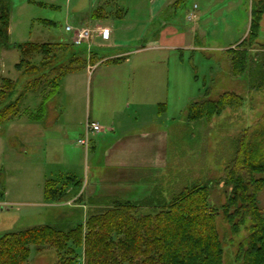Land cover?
I'll list each match as a JSON object with an SVG mask.
<instances>
[{
  "label": "rangeland",
  "instance_id": "rangeland-1",
  "mask_svg": "<svg viewBox=\"0 0 264 264\" xmlns=\"http://www.w3.org/2000/svg\"><path fill=\"white\" fill-rule=\"evenodd\" d=\"M11 4L10 42L13 45L0 51V89L2 79L16 82L19 90L14 91L15 97V93L33 79L18 68L23 60L18 45L28 42H64L69 46V51L49 58L51 68H59L61 62L68 63L72 55V34L66 31L67 26L91 30H95L97 25L109 26L113 31L111 43L114 47L103 48L98 44L101 42L98 37L94 38L91 47H78L83 50L81 53L87 59V67L93 70L73 74L71 78L77 81L70 85V91L65 93L60 90L48 98L46 108L52 105L57 111L66 110L71 120L74 112L82 113L81 117L86 121L88 115H96L109 104V95H113L111 105L114 109L124 108L126 103L131 106V111L139 109L132 98L140 91L142 96L152 102L151 105L158 101L165 104L167 112L162 115L160 122L168 125L171 140L168 165L162 172L166 179L156 180L153 174L150 183H145L146 188L153 194L163 191L170 199L188 185L208 183L212 191L211 210L218 212L216 223L224 249V264H240L237 262L239 246L249 236L250 222L241 229L239 235L233 234L222 208L231 189L226 188L224 183L218 186L217 182L223 179L243 131L257 124L264 116V20L260 37L254 45L246 47L248 57L251 56L252 60L243 73L232 71L226 54L227 49H236L248 34L251 0H11ZM94 14L100 18H95ZM162 31L167 35L160 40ZM156 46L162 48L154 49ZM98 52L107 58L115 53H123L131 61L128 64L127 59H122L121 65L124 66L108 69L107 62L119 61L120 58H100ZM95 57L99 61L92 65L91 61ZM30 61L39 65L43 56L36 54ZM97 77H114L122 83L121 80L126 79L128 83L125 86L117 84L108 90L100 89L96 84ZM225 93L241 96L242 107L237 111L227 109L210 119L189 120V108L193 104L199 103L200 108L209 101H217ZM39 95L26 96L21 117L35 116L42 102ZM153 108L156 111V107ZM149 122L152 126L156 124L152 120ZM69 127L64 128L69 130ZM5 128L1 126L0 130ZM57 130L65 132L62 127ZM20 135L16 131L8 134V140L12 136L19 144L0 162V170L3 168L0 171V191L3 185L8 190L5 200L0 198V236L64 219L62 214L42 206L44 194L40 190L41 179L47 173L58 174L64 156L78 154L76 148L82 149L84 153L82 164L76 166L83 181L81 188H78L70 180L66 188L79 191L88 182L95 184L99 181L95 178L100 173L93 165V153L90 150L86 152L85 147L79 145V139L84 134L72 143L69 140L60 143L51 140V145L56 147L52 152L35 147L39 144L38 140H19ZM94 136L90 135V141ZM71 148L74 153L70 151ZM54 162L55 165H51L48 172L45 170L41 174V168ZM257 177L264 179V173ZM101 182L113 184L104 180ZM95 186L91 187L92 193H95ZM70 196L67 193L68 199ZM102 199L104 206L129 201L127 195ZM258 203L264 213V188ZM152 211L148 208L142 213ZM89 213L95 214L96 211ZM82 217L84 220L78 211L75 215L78 221L64 224L68 227L66 229L77 226ZM59 225L54 224V227ZM31 250L28 264H56L58 260L57 252L49 247L41 251L32 247ZM78 260L80 264H85L82 250L78 251Z\"/></svg>",
  "mask_w": 264,
  "mask_h": 264
},
{
  "label": "trees",
  "instance_id": "trees-1",
  "mask_svg": "<svg viewBox=\"0 0 264 264\" xmlns=\"http://www.w3.org/2000/svg\"><path fill=\"white\" fill-rule=\"evenodd\" d=\"M11 17V0H0V51L13 45L9 32ZM263 20L264 0H251L248 34L236 49L232 47L226 52L234 73L241 74L249 67L252 57H248L246 47L254 45L260 37ZM67 46L64 42L18 45L23 55L18 68L33 79L26 82L15 97L17 83L2 79L0 127L19 115L28 94L50 87V95H54L61 90L67 75L87 68L82 48L74 45L68 63L61 62L59 68H51L49 58L69 51ZM36 54L43 56L39 65L30 61ZM98 61V57L93 58L92 65ZM112 62L116 61L107 63ZM242 105L241 96L225 93L217 101H209L200 108L199 103L193 104L189 108V120L210 119L227 109L237 111ZM263 173L264 116L243 131L223 179L217 182L218 186L224 183L231 189L222 208L233 234L239 235L250 222L249 236L239 246L237 262L240 264H264V213L258 203L264 179L257 177ZM70 180L81 188L82 181L73 177L66 182L65 179H48L45 182L46 202L66 201L69 189L66 186ZM211 193L208 183L196 182L174 193L166 202H154V199L147 202L145 206L153 210L148 214L142 213L144 204L116 202L97 208L85 224L69 230L61 224L7 233L0 236V264H28L32 247L38 251L46 247L55 250L58 254L56 264H80V250L85 264H224V249L216 223L218 212L211 210ZM3 197L1 190L0 198Z\"/></svg>",
  "mask_w": 264,
  "mask_h": 264
},
{
  "label": "crops",
  "instance_id": "crops-1",
  "mask_svg": "<svg viewBox=\"0 0 264 264\" xmlns=\"http://www.w3.org/2000/svg\"><path fill=\"white\" fill-rule=\"evenodd\" d=\"M93 16L95 18H100L95 14ZM96 27V29L107 27L110 28L107 25H97ZM11 31L10 25V36ZM171 34L173 33L171 32ZM166 35L167 34L162 31L159 39L163 40ZM98 38L101 41L98 44L103 48L114 47L111 43L113 39L112 29L111 39L109 41H104L101 37ZM161 48L162 47L160 46H156L154 49ZM98 53L97 54L100 58H120L119 61L107 63L108 69L124 66L121 65V63H123L122 59H127L126 55H122L123 53H115L109 58L103 56L100 52ZM130 61L131 60L127 59L128 64ZM87 70L92 71L93 68L91 69L90 67H87L86 69L76 73L80 74L83 73V71L87 72ZM76 73L69 74L63 79L61 90H63L65 93H68V91H70V85L77 81V79L71 78L72 75ZM108 74H111V72ZM114 77H107L104 79H99L97 77L96 84H98L100 89L107 88L108 90V88L111 89L117 84H123V86H125L126 83H128L126 79L121 80L123 81L122 83ZM50 92L51 88L48 87L47 89L41 90L39 93H30L35 95L41 94L38 97L42 99V102L36 111L37 113L34 114L35 116L32 115L23 118L21 117L22 112H20L16 118L2 125L6 128L5 130H0V162L7 158L8 152L11 151V149L16 150L19 144V141L13 140L12 136H10V140L7 139V137L9 138L8 134L11 135L15 131L21 133V138H19V140H38L39 144L35 145V147L44 150L47 149L52 152V150L56 149V147L51 145V140H58L59 143L67 140H69L71 143L73 141L75 142V140H78L83 134H85L87 122H95L101 126V130L98 133H94L95 136L91 138L89 146L87 148L85 147V149L87 150L86 152L90 150V152L93 153V165L100 174L98 177H95L96 179H99V181L95 182V184L94 182H88L85 185L83 182V185L85 186L79 191L69 188L67 193L71 195L70 199L58 203H47L45 200V182L48 179H65L66 182L69 177H73L78 181H83L76 170V166H80L83 162V150L76 148V150L79 152L78 154H75L71 148L70 151H72L74 154L70 156H64V162H60L61 171H59L58 174L50 173L49 175L47 173V175H43L40 187V190L42 189V193L44 194V203L42 206L50 209L51 212H55L59 215L62 214L64 219L55 223H47L41 226L75 223L78 221L77 218H75V215L78 213V211L85 218L83 220L82 217L81 222L79 221V224H84L87 217L90 215V211L95 212L97 208L109 206L103 205V197L127 195L129 202L138 206H143V204L145 206V202H149L153 199L154 202L156 200L159 202L160 200L164 202L168 200L166 195L163 194V191L159 192L160 194H153L148 191L149 188H146L147 186L145 185L147 181L150 183L151 175L153 174L155 175L156 180H161L163 178L162 181H164L166 179L164 178L162 172L167 168L166 165H168L170 156L168 154V149L171 140L169 138L168 125H164L160 122L162 121V115L167 112V107H165V104L161 103V101H158L157 103L155 102V104L151 105L152 102L146 99L145 96H142L140 91L137 96L134 95V99L132 98V101L134 104L137 103L136 106L139 109L135 108L134 111H131V106L127 105V103L124 108L114 109L111 105V98L113 95H109L107 97L109 104L104 106L102 111L98 112L96 115H88L86 122L83 121V118L81 117L82 113L78 114L74 112L73 118L71 120L70 115L66 114V110L57 111L52 107V105H49L48 108H46V103L49 102L48 98L53 96L50 95ZM153 107H156V111ZM21 111H23V109H21ZM150 120L156 124L152 126L149 122ZM59 126L62 127L65 132L62 130L58 131L57 129L60 128ZM67 126H70L69 130L64 128H67ZM46 155L48 156V151ZM51 165H55V162L48 164V166L44 169L41 168V174L45 170L48 172V168L50 169ZM1 170H3L2 167ZM158 177L160 178L158 179ZM102 180L111 182L113 184L105 185L101 182ZM93 185H96L95 193L91 192V187H93ZM3 191L5 197L8 190L4 189V185ZM97 192H99V195H97ZM4 197L1 199L2 201L5 200ZM77 197L78 199H76ZM110 205H112V203ZM149 206L152 205L150 204ZM141 210L143 212L147 210V207L145 206ZM0 227H2V224H0Z\"/></svg>",
  "mask_w": 264,
  "mask_h": 264
},
{
  "label": "built area",
  "instance_id": "built-area-1",
  "mask_svg": "<svg viewBox=\"0 0 264 264\" xmlns=\"http://www.w3.org/2000/svg\"><path fill=\"white\" fill-rule=\"evenodd\" d=\"M66 31L72 34V43L76 47L92 46V42L95 37H101L104 41L111 39V29L101 28L91 30L89 28H73L70 26L66 27ZM101 130V126L95 122H87L86 132L84 136L79 139V145L88 147L90 142V135L98 133Z\"/></svg>",
  "mask_w": 264,
  "mask_h": 264
}]
</instances>
